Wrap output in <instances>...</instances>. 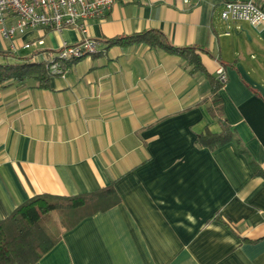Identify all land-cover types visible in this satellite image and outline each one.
I'll list each match as a JSON object with an SVG mask.
<instances>
[{"label":"crops","instance_id":"crops-1","mask_svg":"<svg viewBox=\"0 0 264 264\" xmlns=\"http://www.w3.org/2000/svg\"><path fill=\"white\" fill-rule=\"evenodd\" d=\"M227 1L250 0L115 3L89 24L103 52L45 85L0 86V221L37 195L113 186L119 197L30 264H264V27L223 20ZM147 30L193 47L202 70L130 38ZM36 39L43 45L21 47ZM79 39L28 29L13 50L0 31V63L42 61ZM220 65L233 138L209 148L197 137L222 131L210 110Z\"/></svg>","mask_w":264,"mask_h":264},{"label":"trees","instance_id":"trees-1","mask_svg":"<svg viewBox=\"0 0 264 264\" xmlns=\"http://www.w3.org/2000/svg\"><path fill=\"white\" fill-rule=\"evenodd\" d=\"M153 47H161L170 53L187 58L191 71L202 70L199 56L193 47H177L169 43L166 36L154 30H147L130 37ZM122 38H114L116 43ZM71 65V64H70ZM51 77L43 61L29 58L14 63H0V86L12 82L35 79L45 85ZM218 81L212 91L211 112L219 118L222 131L216 134L198 135L197 141L203 146L214 148L229 142L233 132L224 117ZM64 202V203H62ZM119 202L113 186L87 194L70 197L37 195L20 205L8 218L0 221V264H30L42 258L61 238L63 232L75 226L80 219L98 211L111 208ZM45 215L57 216L55 233L43 223Z\"/></svg>","mask_w":264,"mask_h":264},{"label":"built area","instance_id":"built-area-1","mask_svg":"<svg viewBox=\"0 0 264 264\" xmlns=\"http://www.w3.org/2000/svg\"><path fill=\"white\" fill-rule=\"evenodd\" d=\"M125 0H0V31L5 40L11 41V48L18 47L17 35L28 29L44 28L56 32L75 29L80 34L76 43H62L56 51L45 50L41 54L51 76L65 77L69 66L84 57L103 52L100 42L90 36L89 24L92 20L103 19L113 5ZM198 0H184L189 4ZM9 17L15 21L6 25ZM221 18L233 23H249L254 27H264V0L227 1ZM42 39L22 42L21 47L32 49L43 45ZM217 79L224 85L228 76L225 67L217 69Z\"/></svg>","mask_w":264,"mask_h":264},{"label":"rangeland","instance_id":"rangeland-1","mask_svg":"<svg viewBox=\"0 0 264 264\" xmlns=\"http://www.w3.org/2000/svg\"><path fill=\"white\" fill-rule=\"evenodd\" d=\"M50 49H55L54 47H49ZM64 203V202H62ZM57 216H49L45 215L43 217V223L47 228H53L54 231H51L52 233H55V227L58 224L57 223Z\"/></svg>","mask_w":264,"mask_h":264}]
</instances>
